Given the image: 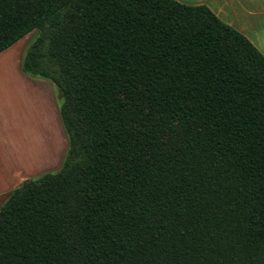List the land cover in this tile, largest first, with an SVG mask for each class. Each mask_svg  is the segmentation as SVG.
<instances>
[{
  "label": "trees",
  "instance_id": "trees-1",
  "mask_svg": "<svg viewBox=\"0 0 264 264\" xmlns=\"http://www.w3.org/2000/svg\"><path fill=\"white\" fill-rule=\"evenodd\" d=\"M69 149L0 209V264H264V54L205 4L0 0Z\"/></svg>",
  "mask_w": 264,
  "mask_h": 264
},
{
  "label": "rangeland",
  "instance_id": "rangeland-1",
  "mask_svg": "<svg viewBox=\"0 0 264 264\" xmlns=\"http://www.w3.org/2000/svg\"><path fill=\"white\" fill-rule=\"evenodd\" d=\"M35 36L36 30H33L19 39L9 54H20L24 60ZM27 74L30 81L27 89L7 83L3 88L0 82V94L6 103L5 114L0 117V159L5 162L9 159L10 166L18 168L14 169V176H19L14 177L15 180L21 177L19 171L24 172L21 183L24 179H36L46 172L58 171L69 149L68 135L60 115L62 100L58 87L48 78ZM12 80L15 81V77ZM8 185L7 181L0 185L3 194L0 209L15 189ZM7 193L10 194L6 196Z\"/></svg>",
  "mask_w": 264,
  "mask_h": 264
},
{
  "label": "crops",
  "instance_id": "crops-1",
  "mask_svg": "<svg viewBox=\"0 0 264 264\" xmlns=\"http://www.w3.org/2000/svg\"><path fill=\"white\" fill-rule=\"evenodd\" d=\"M180 1L188 4H205L209 6L223 21L244 33L264 54V0ZM14 44L0 52V82L3 88H5L7 83L10 86L15 84L21 88L24 87L27 89L30 81L28 74L22 69V55L9 54ZM13 77H15V81L12 80ZM0 97V117H2L5 114L6 103L2 99L3 95L0 94ZM0 149H2V147ZM10 164L11 162L9 159L6 162L0 159V165L2 166L0 167V170H2L0 185L3 183L5 184L7 181L10 185H8L9 188H16L21 183L24 172L22 170V172L19 171L21 177L15 180L14 177L19 176H14V173H16L14 169L18 168H15L16 166L12 167ZM10 193H7L6 196ZM0 196H3V194L0 193Z\"/></svg>",
  "mask_w": 264,
  "mask_h": 264
},
{
  "label": "water",
  "instance_id": "water-1",
  "mask_svg": "<svg viewBox=\"0 0 264 264\" xmlns=\"http://www.w3.org/2000/svg\"><path fill=\"white\" fill-rule=\"evenodd\" d=\"M1 217H2V215L0 214V220H1Z\"/></svg>",
  "mask_w": 264,
  "mask_h": 264
}]
</instances>
